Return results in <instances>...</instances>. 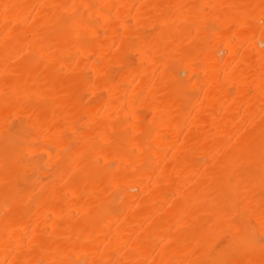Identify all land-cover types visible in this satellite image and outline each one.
I'll return each instance as SVG.
<instances>
[{
    "label": "bare ground",
    "instance_id": "1",
    "mask_svg": "<svg viewBox=\"0 0 264 264\" xmlns=\"http://www.w3.org/2000/svg\"><path fill=\"white\" fill-rule=\"evenodd\" d=\"M0 264H264V0H0Z\"/></svg>",
    "mask_w": 264,
    "mask_h": 264
}]
</instances>
